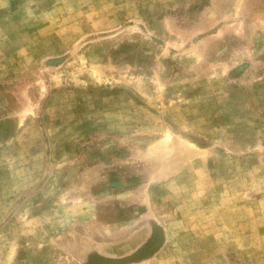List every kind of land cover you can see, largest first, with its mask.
Returning a JSON list of instances; mask_svg holds the SVG:
<instances>
[{
	"label": "rangeland",
	"instance_id": "1",
	"mask_svg": "<svg viewBox=\"0 0 264 264\" xmlns=\"http://www.w3.org/2000/svg\"><path fill=\"white\" fill-rule=\"evenodd\" d=\"M0 264H264V0H0Z\"/></svg>",
	"mask_w": 264,
	"mask_h": 264
}]
</instances>
